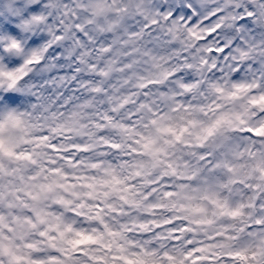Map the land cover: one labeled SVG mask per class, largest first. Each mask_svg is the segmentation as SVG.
<instances>
[{"label": "snow or ice", "instance_id": "snow-or-ice-1", "mask_svg": "<svg viewBox=\"0 0 264 264\" xmlns=\"http://www.w3.org/2000/svg\"><path fill=\"white\" fill-rule=\"evenodd\" d=\"M0 264H264V0H0Z\"/></svg>", "mask_w": 264, "mask_h": 264}]
</instances>
